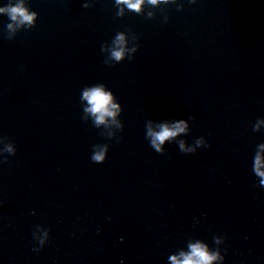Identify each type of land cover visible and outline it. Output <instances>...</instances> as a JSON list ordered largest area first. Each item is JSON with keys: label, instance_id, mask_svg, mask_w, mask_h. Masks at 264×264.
I'll use <instances>...</instances> for the list:
<instances>
[{"label": "water", "instance_id": "water-1", "mask_svg": "<svg viewBox=\"0 0 264 264\" xmlns=\"http://www.w3.org/2000/svg\"><path fill=\"white\" fill-rule=\"evenodd\" d=\"M25 3L34 27L10 32L0 15V264H169L195 240L219 249L223 264H264L254 173L264 0H175L123 16L115 0ZM119 32L132 61L102 50ZM95 84L115 94L121 127L85 119L81 93ZM189 115L177 140L210 147H150L149 123ZM104 145L97 164L92 148ZM48 230L41 248L33 233Z\"/></svg>", "mask_w": 264, "mask_h": 264}, {"label": "clouds", "instance_id": "clouds-1", "mask_svg": "<svg viewBox=\"0 0 264 264\" xmlns=\"http://www.w3.org/2000/svg\"><path fill=\"white\" fill-rule=\"evenodd\" d=\"M169 2H175V0H115V7L118 9L117 16H123L125 10L141 13L145 6L157 7L160 4H168ZM195 3V0H191ZM84 8H88L89 4H83ZM0 15H6L11 23L7 25L10 32H15L22 27H34L38 19V14L35 11H31L25 3V0H14L4 7H0ZM151 15V13H149ZM102 50L110 52V59L120 63L126 58L128 61H132L133 57L131 53L136 51L135 48L129 49L127 46V36L123 32L116 34L110 47L102 46ZM81 101L86 102V106L83 111L85 113V119H91L92 124L95 127L101 125H115L121 127L117 117L121 113V105L118 102L115 94L109 90L103 84H95L92 86H86L81 93ZM194 117L189 115L187 119H173L171 121H163L158 123L155 128L149 123L146 129V139L149 145L155 152L164 154L165 142L171 143L173 140H177L181 134H188L189 121ZM264 124V120H260L256 125V130L260 125ZM181 153L192 154L196 152L198 147H210L207 144L204 137H201L195 141V144L186 147V141L183 139L177 140ZM5 151L15 154V147L9 144ZM109 152V147L94 146L92 148L91 160L97 164H102L106 161ZM7 162L5 158L4 163ZM254 173L260 177V186H264V144L260 145V151L257 152L254 162ZM34 240L38 241V245L42 248L49 239V230L43 233L42 237H35ZM224 242V238L216 239V243L220 244ZM38 250V249H37ZM227 250L225 249V252ZM169 264H223L225 256L221 255L219 249L212 250L209 245L202 240H195L188 244L187 251L181 250L178 254L171 255L168 258Z\"/></svg>", "mask_w": 264, "mask_h": 264}]
</instances>
